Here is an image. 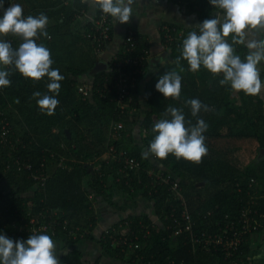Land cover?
<instances>
[{
	"label": "trees",
	"instance_id": "obj_1",
	"mask_svg": "<svg viewBox=\"0 0 264 264\" xmlns=\"http://www.w3.org/2000/svg\"><path fill=\"white\" fill-rule=\"evenodd\" d=\"M172 1L190 14H196L201 23L216 12L223 15L210 0ZM12 3L22 6L25 17L41 13L48 17L46 31L51 39L40 36L37 43H43L50 50L52 67L59 69L64 80L56 97L60 103L51 116L41 112L36 103L38 98H33L37 91L41 95H54L47 89L50 83L47 77L38 82L26 79L13 67L9 76L11 85L0 88V112L12 127L9 141L0 143V181L5 180L12 192V197L6 199L0 190V234L13 232L15 220L18 225L27 213L35 216L40 224V213L47 215L48 211L45 220H51L49 215L55 213L53 216L60 222L55 235L51 231L45 233L53 240L61 238L71 244L94 240L93 232L98 227L94 204L98 198L111 203L108 188L111 181L128 199L141 195L152 202L158 222L148 216L131 215L103 232L100 245L109 257L127 264H251L250 237L264 228V156L258 158L260 150H264V99L260 94L237 93L230 85L219 84L222 76L214 77L203 67L193 72L183 59L179 66L175 63L181 56L182 41L189 32H199V28L184 30L182 38L172 42H167L162 32L168 61L142 88L147 60L137 88L131 92V107L135 112L141 108L142 94L147 107L142 122L147 133L143 138L145 151L154 139L155 120L165 118L163 114L171 105L182 109L186 120L193 125L198 118L205 120L208 154L199 164L178 160L171 154L165 160L151 155L144 158L142 147L134 139L139 118L129 110L122 114L116 106L117 92L103 88L105 82L116 75V63L126 57L124 47L107 63L106 69L96 70L100 54L93 38L95 27L90 23L83 31H70L75 19L86 10L81 0H3L4 8ZM4 8H0V17ZM164 26L181 31L173 24ZM136 36L133 55L140 56L148 45L138 33ZM172 36L176 37L177 32H172ZM228 40L231 43V37ZM8 41L13 48L23 42L12 35ZM234 47L243 60L249 51L246 45ZM171 71L182 76L179 100L165 98L155 88L160 77ZM260 71L264 82V61ZM83 74L93 79L91 97L79 92L80 87L87 86L79 79ZM189 99H199L210 110H202L198 117H193L190 105L186 104ZM119 122L124 128L115 132L113 127ZM238 142L252 147L247 163L243 164L235 156L233 147ZM121 151L128 152V157L134 158L138 165L129 169L120 157ZM15 158L31 163L36 173L47 174L44 185L35 182L28 171L15 170L12 165ZM51 162L56 166L49 169ZM8 164L12 165L11 170L6 169ZM162 178L167 179L166 182ZM174 184H177L176 190L172 189ZM183 203L193 216L195 232L184 231V222L176 235ZM246 217L250 220L248 224L243 223L248 222ZM65 221L66 229L63 228ZM76 229L79 232L73 239L70 233ZM197 232L199 237L206 232L215 239L212 238L211 243L192 242L191 235L197 236ZM235 233L242 241L237 247L225 249L224 244L216 243L217 237L225 241ZM29 236L18 234L15 238L26 241ZM113 238L126 239L133 246L114 247ZM60 261L61 264H86L76 251L62 256Z\"/></svg>",
	"mask_w": 264,
	"mask_h": 264
},
{
	"label": "clouds",
	"instance_id": "obj_2",
	"mask_svg": "<svg viewBox=\"0 0 264 264\" xmlns=\"http://www.w3.org/2000/svg\"><path fill=\"white\" fill-rule=\"evenodd\" d=\"M93 2L103 14L120 24L128 23L133 15L135 0ZM210 4L221 10L223 16L218 13L216 18L205 19L198 26L199 32H189L182 41L181 56L175 63L179 66L183 59L193 72L203 67L214 77L222 76L219 80L221 86L230 85L233 91H242L249 96L259 95L264 91L259 68L264 61V39L257 38V34L264 32V0H210ZM0 8H4L3 0H0ZM48 23V17L43 13L25 17L18 3L4 8L0 17V37L12 35L20 37L23 42L18 48H13L9 41L0 39V88L11 85L9 76L13 67L26 79L38 82L47 77L50 81L47 89L54 95H41L37 91L33 98H38L36 103L41 112L51 116L60 103L56 97L64 76L59 69L52 67L50 50L43 43H37L40 36L51 39L46 31ZM236 44H245L249 50L243 60L236 53ZM155 88L165 98L179 100L182 76L176 71L167 72L160 77ZM186 104L190 105L193 117H198L202 110H210L199 99H189ZM163 115L165 118L159 119L152 128L154 139L143 157L151 155L165 160L171 154L178 160L201 163L208 154L204 135L208 124L205 120L198 118L193 125L186 120L182 109L171 105ZM0 264H61V261L57 256V245L48 234H32L26 241H14L0 234Z\"/></svg>",
	"mask_w": 264,
	"mask_h": 264
},
{
	"label": "crops",
	"instance_id": "obj_3",
	"mask_svg": "<svg viewBox=\"0 0 264 264\" xmlns=\"http://www.w3.org/2000/svg\"><path fill=\"white\" fill-rule=\"evenodd\" d=\"M81 1L85 4L86 10L73 22L70 29L72 33L83 31L97 16L98 7L94 4L93 0ZM68 5L70 6L71 3ZM132 8L133 15L128 23L120 24L112 18V41L100 53V61L98 63L109 64L122 49L128 30H134L145 39L148 45L147 50L149 51V64L146 66L144 78L141 82L143 88L145 82L168 61V51L164 45L162 33L164 25L173 24L180 28L181 31H184L198 28L201 22L198 20L196 14H190L185 8L174 3L172 0H135ZM213 18H216V16L213 15L211 19ZM10 36L0 37V39L8 41ZM249 38H251V34H249ZM257 38L262 39V32L257 34ZM79 79L89 88L92 86L93 79L90 75L83 74ZM142 99L143 94L140 98V112L143 116L147 107L145 106V99ZM134 139L143 150L144 146L138 142L135 130ZM108 188L109 194L112 196L111 203H108L103 198H98L97 204H94L98 217V227L93 232L94 240H83L76 244L66 243L61 238L54 240L57 245V256L59 260L62 256L76 251L81 254L82 260L86 264H127L109 257L100 245V238L104 230L131 215H143L156 220L154 216V205L141 195L134 196L133 200L128 199L125 193L120 191L111 181L109 182ZM0 190L6 199L12 197L10 187L5 180L0 181ZM250 246L251 254L249 259L251 264H264V228L260 233L253 234L250 237ZM257 257L259 258L257 259Z\"/></svg>",
	"mask_w": 264,
	"mask_h": 264
},
{
	"label": "built area",
	"instance_id": "obj_4",
	"mask_svg": "<svg viewBox=\"0 0 264 264\" xmlns=\"http://www.w3.org/2000/svg\"><path fill=\"white\" fill-rule=\"evenodd\" d=\"M14 4V3H12ZM219 12H216L218 14ZM220 14V13H219ZM93 26L95 27V32L96 34L93 36L98 54L102 53L104 51L103 48H105L111 41H112V32H113V22H112V17L107 16L102 13L101 10H98L97 16L92 22ZM176 31L177 36L173 37L172 32ZM163 32L165 34L164 39L167 42H172L175 39H181L183 36V31H177L176 29L171 30L169 26H164L163 27ZM136 32L132 29L128 30L127 36L125 38L124 42V51L123 54L126 56L123 60H120L116 63L117 66V72L116 75L105 82L103 88L108 89L110 92L115 91L117 92V109L122 113L125 114L127 110L130 109L131 103H132V95L131 92L137 88L138 85V77L142 74L143 72V67L145 62L149 59V51L145 50L144 53L140 56H134L133 53H135V43H136ZM91 88V87H90ZM88 86H82L79 88V92L83 94L85 97H91V89ZM129 113L131 114L132 111L129 110ZM124 128L123 124L121 122L117 123L113 129L115 132H118ZM12 133V127L10 121L5 117V115L0 112V143H6L9 141V138ZM110 150L114 152V148L111 147ZM120 157L121 159L124 160V162L129 166V169H133L138 165L136 160L134 158L128 157V152L126 151H121L120 152ZM13 168L19 172L21 171H28L30 173V177L35 181L38 182L42 185L46 182V179L48 177L47 174L38 172L33 170V165L29 162L24 163L20 160V158H15L12 162ZM12 165L8 164L6 167L7 170H11ZM61 165V163H60ZM42 166H44L42 164ZM158 179H160V176H157ZM170 178V176H169ZM167 179L162 178L163 182H166ZM252 183L254 182L253 180L251 181ZM173 190L177 189V184L173 185ZM183 209L181 211V214L178 219V229L175 231V234L178 235L181 230L180 226L185 222V228L184 231L188 233H193L195 232V223L193 216L191 212L189 211L188 207L186 206L185 203H183ZM47 215L40 213V217H42V220L40 221L41 223L38 224L37 218L35 216H32L31 213H27L21 220H19V224L16 225V220L13 223V232H2L1 234L5 235L6 237L16 240V235L18 234H25V237L27 235H32V234H45L48 231H51L52 235H55L56 233V228L58 225H60V222L58 221V218L54 217L55 213L52 215H49L48 221L45 220L48 216V211ZM57 213V212H56ZM54 215V216H53ZM246 216V214H244ZM247 221H244V224L249 223L248 217ZM259 224V223H258ZM65 225V227H64ZM67 221L63 223V228L66 229ZM112 228L109 227L104 232H108ZM77 232H79V229H76L75 231H71L70 235L75 239L77 237ZM198 233H196L197 236L191 235L192 242L196 243H211L212 238L211 235H208L206 232H202V236L199 237ZM205 235V239L203 240L202 237ZM82 238V237H81ZM215 239V238H213ZM217 244H224L225 249L232 248V247H237L240 243H242L241 238L238 236L237 233L234 234V237L231 239H225L223 241L222 237H217L216 239ZM133 246L132 243L128 242L126 239H112V246L117 247V246ZM136 248L138 247L135 246Z\"/></svg>",
	"mask_w": 264,
	"mask_h": 264
},
{
	"label": "rangeland",
	"instance_id": "obj_5",
	"mask_svg": "<svg viewBox=\"0 0 264 264\" xmlns=\"http://www.w3.org/2000/svg\"><path fill=\"white\" fill-rule=\"evenodd\" d=\"M214 16H217V15H214ZM260 66H261V63L259 65V68H260ZM260 96L264 99V91H262L260 93ZM133 108L134 107H130V109H129L130 111H132L131 115H135V116H137L139 118V123L137 124L136 128H134V130L137 133V140H138V142L142 146H144L143 138H144V136H146L147 133L143 129L142 122H143V119H144V116L145 115H143V116L141 115V112H140V109L141 108L139 109L138 112H135L134 111L135 109H133ZM155 121L157 122V119ZM251 148H252L251 146L249 148H247L245 146V143H243V142H238L237 143V146H234L233 147V150H234L235 156H237L240 159V161L244 164V163L249 162V157L248 156L250 154ZM145 150H146V147L143 148V151L144 152H145ZM55 166H56V163H54V162L49 163V169L54 168ZM152 218H154V217H152ZM155 221H157V219Z\"/></svg>",
	"mask_w": 264,
	"mask_h": 264
},
{
	"label": "water",
	"instance_id": "obj_6",
	"mask_svg": "<svg viewBox=\"0 0 264 264\" xmlns=\"http://www.w3.org/2000/svg\"><path fill=\"white\" fill-rule=\"evenodd\" d=\"M107 68V65L106 64H104V63H97V65H96V69H106ZM262 156H264V150H260V154H259V156H258V158L260 159Z\"/></svg>",
	"mask_w": 264,
	"mask_h": 264
}]
</instances>
